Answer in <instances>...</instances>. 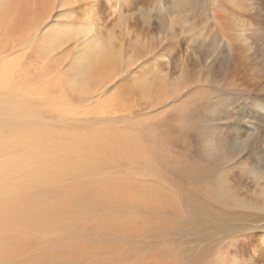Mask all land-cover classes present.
<instances>
[{
    "label": "bare ground",
    "instance_id": "obj_1",
    "mask_svg": "<svg viewBox=\"0 0 264 264\" xmlns=\"http://www.w3.org/2000/svg\"><path fill=\"white\" fill-rule=\"evenodd\" d=\"M119 1L0 0V47L28 49L42 38L41 50H47L46 55L69 46L73 51L79 49L77 68L74 71L72 62L69 76L70 88L82 103L102 95L114 83L112 77L118 73L114 65L122 60L120 49H125L122 44L134 42L139 50L125 60L126 74L149 49L145 88L149 89L150 112L156 114L162 107L161 116L177 112L179 117L169 119L175 130L170 131L168 122L166 130L176 140L196 137L206 143L209 139L215 160L224 156L229 162L244 160L245 173L236 167L224 189L228 197L233 193L235 201L244 202V209L257 208L264 202V171L256 170H264V0H132L131 30L119 28L125 26L118 20L122 13ZM57 2L64 11L52 16ZM43 24V28L52 24L46 35ZM17 31L16 42L11 41ZM57 56L63 66L65 53L60 51ZM10 58L0 64L1 89L18 69L19 58ZM55 71L48 68L42 73L47 78ZM57 86L60 89L59 82ZM0 94L3 104L8 93ZM35 112L0 111V264L123 263L126 257L119 255L117 242L145 234L171 202L141 186V175L136 190L122 192L110 188L117 181L104 180L106 175L98 188L91 189L74 183L58 169L15 181L9 172L16 168L7 165V154L21 153L25 144L35 149L74 146L70 155L82 147L79 136L64 132L69 127L66 122L52 125L47 132L30 124ZM112 128L99 127L106 132L102 139L119 145L131 142L130 137L121 136L120 127ZM135 135L138 139H131L133 147L135 140L142 141L140 133ZM7 145L12 146L9 152ZM83 164L90 166L83 162L79 171H84ZM140 212L147 217L139 218ZM244 230L233 232H264V226ZM91 233L103 237L93 244ZM244 235L227 249L231 255L224 264H233V257L237 262L242 252L264 256V249L253 245L262 236Z\"/></svg>",
    "mask_w": 264,
    "mask_h": 264
},
{
    "label": "rangeland",
    "instance_id": "obj_2",
    "mask_svg": "<svg viewBox=\"0 0 264 264\" xmlns=\"http://www.w3.org/2000/svg\"><path fill=\"white\" fill-rule=\"evenodd\" d=\"M125 1H119L122 13L118 20L125 24L119 28L131 30L133 4L132 0ZM58 6L57 2V9L52 16L63 13V8ZM45 24L41 26L43 35L52 26L43 28ZM117 32L112 34L118 36ZM18 34L19 31L15 32L9 39L16 42ZM122 46L125 48L120 49L122 60L114 65L118 69L116 76L112 77L114 83L102 95L88 99L87 103H82L70 88V66L73 62V69L76 70L75 57L79 49L73 51V47L69 46L46 55L47 50H41L42 38L36 39L32 48L28 49L14 47L6 50L0 47V64L9 57L19 58L18 69L10 77L8 86L0 88V93H8L3 104L0 94V111L11 113L34 110L36 112L30 115V124L39 125L38 128L46 132L52 125L63 126L66 122L65 125L69 124V127L64 132L79 136L82 146L75 149L74 155H70L69 151L74 146L62 144L35 149L25 144L21 153L7 154V165L16 168L9 174L18 181L21 177L31 179L36 174H47L58 169L67 173V178H73L74 183L91 189L98 188L106 175L104 180L117 181L110 188L119 192L136 190L141 175V186L159 192L171 204L163 207L160 217L145 234L122 238L117 242L120 246L119 255L126 257L121 264H224L231 255L227 249L244 234L262 236L253 245L264 249V232H233L237 228L249 230L251 227L264 226V202L258 203L255 209H244V202L235 201L233 193L228 197L224 189L227 186L225 180L236 167L245 173L248 167L244 160L239 158L236 163L229 162L226 156L215 160L209 139L206 143L196 141V137L174 139L175 134L169 133L164 124L168 122V128L174 131L175 128L169 126V119L179 117L178 113L170 111L169 117L161 116L159 114L165 110L164 107L156 114L147 107L149 89L145 85L149 72L146 54L149 49L140 55L138 66L126 74L125 60L130 55H137L139 50L134 42ZM60 51L65 53L66 62L63 66L57 62V53ZM39 55L42 56L41 60L37 58ZM89 64L92 63L89 61ZM48 68L55 72L46 78L42 72ZM61 117L65 119L61 121ZM104 125L112 129L120 127L121 136L130 137L131 142L134 136L138 139L135 135L138 132L142 141L135 140V147L131 142L121 141L119 145L116 141H106L102 139L106 132L99 131V127ZM5 150L11 151L12 146H5ZM83 162H88L90 166L83 164L84 171H79ZM256 170L258 173L264 171L259 168ZM66 182L69 183L68 180ZM138 217L145 218L147 215L140 212ZM90 236L93 244L94 240L103 237L101 233H91ZM123 251L126 252L125 256ZM249 252L238 254L237 262L233 260L234 257L231 261L233 264H264V256H249Z\"/></svg>",
    "mask_w": 264,
    "mask_h": 264
}]
</instances>
